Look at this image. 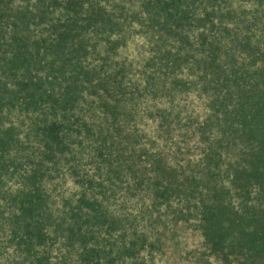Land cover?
I'll return each instance as SVG.
<instances>
[{
	"label": "rangeland",
	"instance_id": "1",
	"mask_svg": "<svg viewBox=\"0 0 264 264\" xmlns=\"http://www.w3.org/2000/svg\"><path fill=\"white\" fill-rule=\"evenodd\" d=\"M91 1L85 0L84 6L93 5ZM97 1V6L118 15L111 6L118 0ZM142 1L127 2L126 16H119L117 29L104 34L95 32L93 27L73 32L65 53L71 57L70 49L78 46V61L86 80L79 83L78 99L68 110L73 123L65 138V149L56 151L52 159L43 158L44 146L31 134L32 119L41 121L42 112L3 107L0 128L13 129L17 143L6 151L0 150V154L4 160L14 158L18 168L9 165L8 172L1 175L0 206L8 204L5 215L14 211L6 195L25 188L23 176L31 174L40 162L44 174L39 176L42 179L37 185L46 194L45 208L53 214L54 223L45 222L43 230L48 239L34 243L33 249L39 255H48L52 263L62 261V236L55 231L57 207L66 198L78 206L80 194H86L102 202L114 221L97 224L95 230L85 227L92 236L88 247L110 250L109 256H102L101 260L112 259L115 264H264V0L216 2L221 9L234 12L233 17L222 19L221 25L239 36L249 35L252 43L260 40V48L249 52L234 46L231 53L234 65L222 62L230 78L220 91L217 125L204 130L200 128L211 110L206 96L195 88H179L172 97L168 89V64L146 66L148 61L158 65L162 53L177 45L171 39L168 41V32H163L159 25H149L148 11L142 7ZM6 2L5 13L9 8L24 7L33 12L39 8L35 6L37 0ZM50 2L51 14L47 20L42 18L39 22L36 17L28 29L20 32L32 45L40 42L38 51L47 61L53 60V54L46 52L48 42L39 40L50 41L54 36L50 22L60 18L62 5ZM10 22L6 15L0 18V26L6 28L4 40L7 42L14 33ZM191 33L197 36V32H188ZM7 54L11 56L12 52L8 50ZM73 61L77 62L71 59L70 63ZM116 63L125 71L124 89H117L115 81L109 80L110 98L119 101L118 117L113 123L98 107L101 93L95 85L98 79H105L108 67L115 70ZM56 64L60 66L59 61ZM189 64L177 73L182 80H193L198 73L196 70L191 73L187 69ZM63 69V73L59 72L61 77L45 68H34L32 72L45 83H59V89L55 87V90L64 94L74 71L67 64ZM17 71L20 73L15 71L16 76L23 77L24 70ZM0 76L9 88L17 87L14 74L3 72ZM149 76L155 78L152 87L146 85L145 78ZM74 119L95 129L101 123L104 139L95 134L91 140L85 139V126L75 123ZM106 119L110 122L109 128H106ZM94 128H91L93 132ZM102 145L106 147L102 149L105 159L111 154V165L102 156L90 158L95 148ZM127 148H133L137 157ZM158 159L164 168L163 178L158 175L155 163ZM96 164L103 171L117 165L122 170L115 176L111 174L110 182L104 179L105 172L97 173ZM168 168L176 178L170 177ZM90 180L91 185L87 183ZM135 180H139L138 186ZM81 208L92 213L86 206ZM211 234L215 249L210 245ZM11 237L7 223H3L0 264H12L13 260L24 258ZM129 240H135V247L120 251L121 245ZM80 248L78 245L75 249L80 251ZM69 264H84V261L72 253Z\"/></svg>",
	"mask_w": 264,
	"mask_h": 264
},
{
	"label": "trees",
	"instance_id": "2",
	"mask_svg": "<svg viewBox=\"0 0 264 264\" xmlns=\"http://www.w3.org/2000/svg\"><path fill=\"white\" fill-rule=\"evenodd\" d=\"M6 1L0 0V18L6 15L7 21L10 19L14 33L11 40L7 42L4 40L6 28L0 26V75L3 72L14 74L17 78V87L15 89L9 88L0 76V112L5 105L13 109L17 107L19 111H28L29 109L41 111L43 115L41 121L32 119L34 126L31 134L39 144H43V158L52 159L54 155H57L56 151L65 149V138L67 133L70 132L68 130L69 127L73 123L70 121V118L73 119L72 114H68V110L78 99L77 88H79V83H82L83 79L86 80L84 69L78 61L80 59L78 46H73L71 49L68 48L70 49L71 57H67L65 53L68 43L72 41L73 32H83L89 27H93L95 32H103L104 34V32L117 29L119 27V16H126L124 12L125 5L132 0H118V2L111 4L118 15L113 12H107L103 7L97 6V0H92L90 3L93 5H89L88 7L84 6L85 0H64L62 2L60 0H53L58 5L62 4L60 18H57L58 20L56 21L52 19L50 22V30L54 32V36L50 41H47V39L39 40L44 43L48 42L46 52L53 54V60L49 61L45 59V55L42 56V53L38 51L40 42L35 41L32 45L28 37L20 32L28 29L36 17H38L39 22H41L42 18L47 20V16L51 14L49 8L52 3L50 0H37V5L35 6H39V8H36L35 12L29 8L17 7L9 8L8 13H5L3 9V6L6 9L5 6L8 3ZM216 2L217 0L142 1V7L148 11L149 25H159L163 29V32H168V41L171 39L177 45L175 49L168 48V51H164V54L162 53L158 59V65H154L153 62L148 61L146 62V66L153 68V66H167L168 64V89L172 91V97L179 88L181 90L195 88L199 94L206 96L207 107H210L211 110L203 120L202 127L200 128L202 130L215 127L217 119H219L217 113L220 103V91L230 78V75L223 70L224 66L222 62L234 65V58L231 56L234 46L244 47L249 52L257 51L260 48V40L252 43L249 35L239 36L237 32H232L225 25H221L222 19L233 17L234 12L228 9H221ZM215 18H218V20L215 21ZM185 30L197 32V36H194L193 33H184ZM216 30L220 32V36L219 32L216 33ZM31 47H33V50ZM8 50L12 52L11 56L7 54ZM159 51H162V48ZM71 59L77 61L71 62L75 63V65L70 63ZM56 61L60 62V66L56 64ZM188 62H191V64L187 66V69L191 73H194L195 70L198 73L194 76L193 80H182V78L177 76V73H181L183 66ZM66 64L74 72L71 69L73 75L69 77V81L65 85L64 94L55 90V87L59 89V83L56 81L45 83L44 79L36 77L32 72L34 68H45L49 73L54 74V76H60L59 72H64L63 67ZM117 64L114 71L108 67V74L105 79H98L95 85L98 92L101 93L98 99V107L102 109L100 111L105 115L110 116L113 123H115L118 117L117 103L119 101L117 99L112 101L110 98L112 91L109 88V80L112 78L115 81L114 87L117 89H124L125 69ZM105 66L107 65L105 64ZM21 68L24 70L23 77L21 75L17 77L15 71L19 72L17 70ZM64 79L67 80V78ZM145 79L147 87L154 85V76H149ZM146 85L145 88H147ZM117 89L115 91H118ZM74 122H80L82 123L81 125L85 126V139L91 140L94 134L96 137L104 139V127L101 123L95 129L91 124H86L75 119ZM106 124V128H109L110 122L107 119ZM91 128H94L95 131L93 132ZM12 130L0 128V150L6 151L17 143ZM103 147L104 145L97 146L93 151L95 154H91L90 158L99 155L111 165L109 161L111 154L109 152V155H106L107 159H105L103 150L106 147L104 149ZM129 152L133 153V156H136L133 148H130ZM130 162L132 161L130 160ZM155 163L158 166V175L160 178H163L164 168L160 164V160L158 159ZM9 165H13L14 169L18 168V163L14 158L4 160V156L0 154V184L2 183L1 175H5L8 172ZM96 165L97 173L105 172L106 178L104 179L110 182L112 181L111 174L115 176L117 171L121 172L122 170L121 166L117 165V167L112 166L111 169L106 168L103 171V168L99 164ZM42 166L38 162L37 168L31 174L23 176L22 180L25 183V188L19 189L17 193L6 195L9 204L14 209L12 213L4 214V210L8 205L7 203L6 206H0V226L3 227V223H7L12 236L11 241L16 244L18 252L22 251L24 256L20 260H13L12 264H69L72 253L77 254L84 261V264H115L116 261L112 259L101 260L102 256H109L110 250L104 247L87 246L92 236H89L88 230H85V227L86 229L95 230L97 224H106L107 222L113 224L114 221L111 220L106 210H104L105 208L102 207V202H98L92 196L87 197L86 194H80L81 197L77 200V203L80 204L78 206H75L71 199L66 198L62 199V204L57 207L58 218L55 231L60 232L62 236V240L60 241V256L62 261L60 263H52L48 255H39L33 249L34 243H44L48 239L43 230L44 225H47L46 223H54V220H52L53 214L45 208L46 194L37 185L42 179L39 176L44 174ZM169 170L171 171L170 177L176 178L174 171ZM87 183L91 185V180L87 181ZM135 183L138 186L140 182L138 180ZM183 183L185 182L183 181ZM99 186H102V184L99 183ZM83 206L92 210V213L85 212L81 208ZM110 229L111 227L107 230ZM55 231L54 233L56 234L57 232ZM134 241L129 240L128 242H124L121 245L120 251L127 252L129 249H133L135 247ZM78 245L81 247L80 251L75 249ZM210 245L211 248H216L213 234H211ZM64 249L66 251L62 252Z\"/></svg>",
	"mask_w": 264,
	"mask_h": 264
}]
</instances>
